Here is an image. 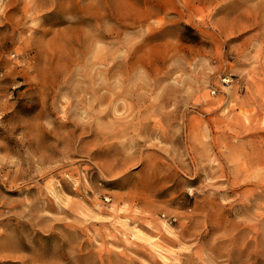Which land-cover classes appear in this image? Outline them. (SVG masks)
<instances>
[{
    "label": "rangeland",
    "instance_id": "374dc122",
    "mask_svg": "<svg viewBox=\"0 0 264 264\" xmlns=\"http://www.w3.org/2000/svg\"><path fill=\"white\" fill-rule=\"evenodd\" d=\"M0 264H264V0H0Z\"/></svg>",
    "mask_w": 264,
    "mask_h": 264
}]
</instances>
